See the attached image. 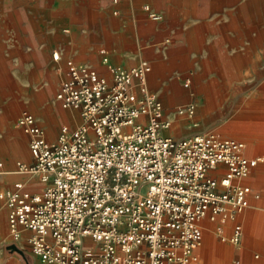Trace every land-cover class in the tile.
Instances as JSON below:
<instances>
[{"label": "built area", "instance_id": "2783aa9c", "mask_svg": "<svg viewBox=\"0 0 264 264\" xmlns=\"http://www.w3.org/2000/svg\"><path fill=\"white\" fill-rule=\"evenodd\" d=\"M144 8L151 19L162 18ZM51 55L62 59L61 50ZM107 68L109 76L65 59L54 99L77 109L82 121L62 124L55 139L32 112L17 117L33 160L15 162L29 179L0 190L10 237L20 241L30 231L26 240L45 264H190L206 221L239 243L237 216L261 197L248 178L264 156L217 129L167 135L176 116H194L195 102L166 111L148 87L146 59Z\"/></svg>", "mask_w": 264, "mask_h": 264}, {"label": "rangeland", "instance_id": "374dc122", "mask_svg": "<svg viewBox=\"0 0 264 264\" xmlns=\"http://www.w3.org/2000/svg\"><path fill=\"white\" fill-rule=\"evenodd\" d=\"M230 1L231 16L224 19L223 15L218 13V8L213 14L212 8L204 6L205 0H199L198 21L192 24L185 21L181 35H168L160 44L177 45L184 53V59L179 64L192 67L183 72H167L166 78L161 79L164 96L162 92H158L159 80H150L153 68L148 73V84L162 99L166 111H171L188 101H196L192 118H174L169 128L177 134L174 136H186L187 126L194 130L193 134L217 129L225 135L246 140L248 152L264 156L261 148L253 147L257 144L264 145V0ZM145 2L151 4L150 1H141L139 6ZM175 2L178 3L180 11L190 12V0ZM127 3L126 5L130 6ZM114 4L116 3L112 0H0V87L6 92L7 101L16 96L22 100L21 106L10 121L11 137L16 140L18 149L15 161H30L24 156H31L28 135L14 126L18 113L29 109L40 118L42 115L35 113L31 107L38 96L40 99L36 104L39 112L49 107L52 113L59 115L66 110L54 99L55 91L63 77L57 67L64 63L54 61L51 55L52 51L57 49L68 56V52L61 43L59 44L63 38H67L65 29L70 28L71 21L85 16L114 19L119 15V12L114 13ZM132 5L135 7V2ZM163 18L165 19V16ZM149 29L147 25H141V32ZM48 41L51 42L50 47L45 45ZM203 68L206 69L205 79L198 83L203 81L207 84L205 92L198 91V84L194 80V72ZM15 80L19 82V87ZM174 80L178 81L183 89V101H177L174 95ZM186 81L188 84L184 85ZM50 82L51 90L46 91ZM35 83L37 87L34 86ZM3 96L1 93L0 98ZM61 122L63 121L60 120L59 123ZM244 122L253 125L247 131L240 132L235 126ZM47 135L54 138L48 130ZM258 177L264 179V160L248 178V182L260 191L261 197L255 205L237 216V221L242 223L243 228L240 242L235 244L226 238L222 239L217 230L218 224L206 221L203 241L197 248V259L190 264H204L201 251L206 233L211 234L216 243L229 248L226 264H248L263 258L264 250L255 242V239L260 237L264 223V183H259ZM17 178L25 181L30 176L17 173ZM249 220L255 224L252 239L246 232ZM5 227L6 218L0 235V264H45L31 251V246L26 240L30 231H24L23 239L15 241ZM226 230L230 232L231 222L227 224Z\"/></svg>", "mask_w": 264, "mask_h": 264}, {"label": "crops", "instance_id": "0c3cea01", "mask_svg": "<svg viewBox=\"0 0 264 264\" xmlns=\"http://www.w3.org/2000/svg\"><path fill=\"white\" fill-rule=\"evenodd\" d=\"M141 1H150L151 4L145 2L140 7L139 4H141ZM162 1H164V3ZM127 2L130 6L126 5ZM134 2L136 4L135 7L132 5ZM146 4H148L152 10L162 14V18L160 20H152L147 15L146 10H144ZM177 4L175 0H117L116 4H114L116 7H114L113 10H117L119 15L114 19L107 17L100 19L94 16H85L78 20L71 21L70 28L65 29L67 38H63V40L59 42L68 52V56L61 50L62 59L59 60V62L63 61L64 64L58 66V70L61 71L64 76L65 59L72 58L76 62L90 64L100 73L109 76L110 73L107 66L131 67L140 60L146 59L151 64V69L153 68V72L150 73L149 76L150 80L153 81L156 78L159 80L158 92H162L164 96L165 93L162 91L163 81L161 79L166 78L167 72L170 70L183 72L192 66H181L179 64V62L184 59V53H182L177 45L168 43L164 46H160V44L163 38L168 35L171 37L181 35L183 23L185 21L192 24L197 22L199 18V0H190L191 8L189 13L180 11ZM204 6L212 8L213 14L216 13V8H218V13L223 15L222 17L224 19H226L227 16H231V10L229 9L231 6L230 0H205ZM164 16L165 19L163 18ZM142 24L147 25V27L150 28L149 31H144V33L141 32ZM165 40L168 41V38ZM45 45L46 47H50L51 42L48 41ZM103 56H107L106 62L102 60ZM31 68H33V66ZM205 70L206 69L203 68L194 72V80L198 84V91L200 90L202 92H205L207 84L203 81L200 84L198 82L205 79ZM15 82L19 87V82L17 80H15ZM172 84L177 101H183L185 97L182 95V87L176 80H174ZM51 85L50 82V86L46 91L51 90ZM34 86L37 87V84L35 83ZM1 93H3L4 96L3 98L1 97L2 99L0 98V160L4 164L5 170L0 174V190L11 186L16 180H21L17 178V173L19 172L16 171L15 162L17 160L15 161V158L18 155V149L16 140H12L11 137L12 129L10 127V121L22 104L21 98L18 99L17 96L7 101L5 97L6 92L3 91V87H0V96ZM39 99V96L36 97L31 107L35 113H40L42 115L40 118L35 117L39 123H43L41 125L44 127L46 136L49 140H53L57 137L59 128L62 124L67 123L71 127H75L81 123L82 118L77 109H66L59 115L52 113L49 107L39 112L40 109L37 108L38 105L36 104ZM194 102L196 104V101ZM23 110L30 111L29 109ZM23 110L18 113L17 117ZM60 120L63 122L59 123ZM14 126L18 127L16 120ZM188 127L189 126H187L186 129V136L193 135L194 130H190ZM47 130L50 136L54 138H50L47 135ZM165 133L167 135H177L173 130L171 131L169 129L165 130ZM254 146L264 151L263 144ZM24 157L26 160L30 159V161L22 160L24 162H31L33 160L32 155L29 156L28 154ZM257 181L259 183H264L263 177H258ZM5 218V230L7 231V210L0 200V235L5 225ZM254 227L255 224L249 220L246 226V232L251 239ZM255 240L256 244L264 250V223H262L260 237ZM1 242L0 240V243ZM228 251V247L216 243L214 237L206 233L204 246L201 251L202 262H204V264H226L225 261ZM248 264H264V256L260 261L250 262Z\"/></svg>", "mask_w": 264, "mask_h": 264}, {"label": "bare ground", "instance_id": "6f19581e", "mask_svg": "<svg viewBox=\"0 0 264 264\" xmlns=\"http://www.w3.org/2000/svg\"><path fill=\"white\" fill-rule=\"evenodd\" d=\"M262 106V105H261ZM253 124L252 123H247V122H245V123H239V124H237L235 127H237V129L241 132V131H247V129H249L251 126H252ZM253 147H255L254 145H253Z\"/></svg>", "mask_w": 264, "mask_h": 264}]
</instances>
